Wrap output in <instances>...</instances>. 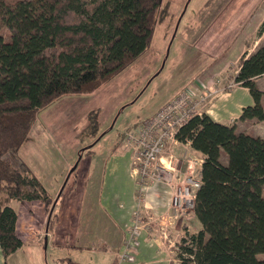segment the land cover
I'll return each instance as SVG.
<instances>
[{
  "label": "trees",
  "instance_id": "16d2710c",
  "mask_svg": "<svg viewBox=\"0 0 264 264\" xmlns=\"http://www.w3.org/2000/svg\"><path fill=\"white\" fill-rule=\"evenodd\" d=\"M162 9L163 0H0V250L6 262L24 247L13 201L43 202L50 233L59 221L56 196L18 156L39 113L62 97L97 93L134 64L151 48ZM262 75L264 44L242 57L234 78L255 101L243 109L241 121L264 120V91L257 84ZM98 116L91 118L94 137L100 131ZM176 138L190 142L203 159L193 212L200 226H182L178 259L264 264V139L206 113L189 119ZM124 140L119 133L111 153ZM91 147L79 157L93 155Z\"/></svg>",
  "mask_w": 264,
  "mask_h": 264
},
{
  "label": "rangeland",
  "instance_id": "374dc122",
  "mask_svg": "<svg viewBox=\"0 0 264 264\" xmlns=\"http://www.w3.org/2000/svg\"><path fill=\"white\" fill-rule=\"evenodd\" d=\"M223 1L163 0V9L160 13L161 21L155 28L151 48L138 61L129 66L109 83L105 84L93 95L65 96L71 99L72 97L75 98L74 96H79L76 99L80 101V105L76 102H71L70 104L73 107H70L71 105L63 103L65 98L62 97L63 99L57 100L50 107L39 113L38 119L26 143L19 151L18 156L30 164L33 171L45 184L49 192L57 198L55 213H59V221L55 229L51 231L56 244L51 241V238L46 241L48 234H46L44 226H34V221H30L23 231L27 232L28 236L26 237L24 233L20 234L24 238H22L24 241L23 249L13 254L7 262L2 257L0 250V264H5V262L6 264H73L71 261L79 264H114L116 257H118L121 263L138 264L141 245L137 244V242L140 243V238L135 241V246L131 250L132 259L130 260L122 259L121 250L112 252L114 250L96 241L98 239L96 232L98 228L88 218L87 204L82 205V203H78L80 190L83 187V183L90 176V171L93 168V158L99 155L111 154V151L116 145L115 143L118 141V126L123 123L128 124L131 114L123 113L117 121L115 128H108L109 124L113 123L116 119V116L114 117L116 110L123 111L126 108L125 105L128 99H131L132 96L130 94L134 89H137L136 92L139 93L140 90L144 89L146 82L149 85L154 79L152 77L160 75L161 68L166 62L168 67H170L168 76L165 79L166 81L164 82L161 76L160 79L158 77L148 88L147 94L144 93L142 98L144 101L147 98L150 99L148 97L149 95L154 97L157 94H151L152 90L157 92L155 90L159 89L160 91L161 87L156 88V84H161L160 86H162L164 82L165 86H168V81L179 74L181 70L180 64L182 65L185 62L184 66L188 65L191 67V63L193 62L196 64L201 62L207 64L210 62V59L212 61V58L214 62L221 61L224 58L226 59L229 52L225 49L226 42H223L222 39L226 37L225 32L230 27L233 15L236 14L237 9L242 5L240 2H237L239 0H228L230 4H225L226 2ZM241 20L240 18L239 21ZM236 24L234 23L233 27H236ZM3 34L7 39L9 38L7 31H3ZM192 47L196 48L194 52ZM234 69L235 67L232 66L227 68V71L222 77L223 80H220L221 82L218 81L220 82V93L230 91L236 85L235 82H231L236 76L233 75ZM201 94L208 95L205 92ZM133 95H136V93ZM200 97L196 96L195 98ZM210 98L211 96L209 94L204 106L209 103ZM141 101L138 103L134 102V107H130L132 108L130 111L138 113L142 110L145 102L143 104L140 103ZM60 104L61 106H59ZM59 107L62 108L60 109V113L57 110ZM96 114L100 115L98 117L103 124L102 126L99 125L101 126L99 133L101 134L104 131L106 134L95 136V139L100 137V140H98L99 143L93 145L95 147V153L82 160L83 163L81 162L79 168H77L79 165L78 159L72 164L71 157L69 158V156L74 152L73 156L76 157L82 150V146H75V144L85 142L88 139L87 136L94 137L91 134V118ZM72 117L74 121L71 120ZM52 118L61 124L60 129L56 128L58 127L57 123L56 126L54 124L55 128L50 125V120L51 122L53 120V123L55 122ZM63 124L66 126L63 127ZM69 126H71L70 130H67ZM247 129L243 125L238 127L239 132L249 133ZM67 150H69L68 155ZM18 156L11 154L12 159L16 161ZM170 156L174 157L173 164L182 175L188 172L190 158L192 162L193 160H197L196 165L198 168L200 167V159L202 158L190 146L180 142L177 144H169L167 151L162 157L164 160H167ZM87 162L89 163L86 164ZM222 162L224 164L228 163V157L225 154L222 155ZM86 165L88 166L84 168ZM75 169L77 174L70 177ZM156 184L162 190H171L173 195L177 190L175 186L168 187L161 183ZM58 199L60 200L58 201ZM15 203L14 207L17 208V203L21 202L15 201ZM17 210L18 214L21 211L24 214L28 209L20 210L17 208ZM170 213L166 211L163 215L169 216ZM188 216L189 218L179 219L178 226L181 228V232L182 226L185 224H188L192 230L200 226L194 214L190 213ZM176 232L175 230H169L170 241L165 240L166 242L162 247L169 255L173 256L172 263L178 264L180 260L177 257L178 250L176 246L179 239L176 238ZM150 235L156 238L157 242L161 243L164 240L162 233L157 229L156 225L152 226ZM88 240H91L93 243L86 247L85 241L88 243ZM124 240L122 241V246ZM49 241L51 242L49 243ZM173 241L174 246L170 247ZM61 244L65 246L59 247L62 246ZM148 247L152 248L150 246ZM60 257H68V259L60 261ZM180 264H182L181 261Z\"/></svg>",
  "mask_w": 264,
  "mask_h": 264
},
{
  "label": "crops",
  "instance_id": "0c3cea01",
  "mask_svg": "<svg viewBox=\"0 0 264 264\" xmlns=\"http://www.w3.org/2000/svg\"><path fill=\"white\" fill-rule=\"evenodd\" d=\"M224 1L226 2L225 4H230L228 0ZM237 2H240L242 6H238L239 9H237L236 14L233 15L230 27L225 32L226 37H223L222 39L223 42H226L225 49L229 52L226 59L224 58L221 61L214 62L212 58V61L210 59V62L207 64L203 62L196 64L193 62L191 63V67L188 65L184 66V62L182 65L180 64L181 70L179 74L168 81V86H165L164 83L168 76L167 74L170 71V67H168L166 62L161 68L162 71L160 75L152 77L154 79L149 85L146 82L144 84V89L140 90L141 92L139 91V93H137V89H134L132 93H136V95H133L130 91V96L132 97L131 99H128L125 105L126 108L123 111L116 110V114L114 115V117L116 116V119L113 123L109 124L108 128H115L117 121L121 118L122 114L129 113L131 115L128 124L126 125V123H123L118 126L119 133H124L127 128L134 126L140 123L144 118L153 115L181 91L188 89L193 92L195 97H200L203 95L201 93L204 92L210 94L211 98L209 103L203 108V112L208 114L215 121H236L237 127L243 125L248 128L247 130L250 134L264 139V120H240L243 109L254 105L255 102L249 89L236 84L230 91L220 93V80H223L222 77L227 71V68L230 66L235 67L233 75H236L238 73L239 63L242 57L246 53H248V55L254 53L262 44H264V32L261 35L259 34V30L264 23V0H239ZM240 18L242 19L241 21H239ZM236 20L238 21L236 22ZM234 23H237L236 27H233ZM192 48L194 52V49L196 48ZM160 76L164 81L162 86H160L161 84H156V88L161 87L160 91L159 89L155 90L157 92L152 90L151 94H157H155L154 97L149 95L148 97H150V99L147 98L144 101V99H142L144 93L147 94L148 88L157 80L158 77L160 79ZM231 82H235L234 79H232ZM257 84L260 89L264 91V75L257 78ZM74 97L75 98L72 97V99L64 97L65 100H63V103L71 105L70 107H73L72 104H70L71 102L79 104L80 101L76 99L79 96ZM139 101H141L140 103L145 102L142 110L139 111L140 113L131 112L130 109H132L134 104ZM133 102L135 103L133 104ZM262 102L264 105V96ZM59 106H61V104ZM60 109L62 108L59 107L57 109L59 113L61 112ZM71 120L74 121L73 117ZM104 121L106 122V120ZM49 123H51L50 125L52 127L54 124L56 126L57 123L58 127L56 128H61V124L56 120L54 123L53 120L52 122L50 120ZM70 124L72 123L70 122ZM100 125H103L101 120ZM64 126L66 125L63 124V127ZM70 127L71 126H69L67 130H70ZM105 133L106 132L103 131L98 135L102 136ZM87 138L88 139H86L85 142L77 143L75 146H82L81 149H83L98 144V140H100V137L99 139H95V137L93 139H89L90 137L87 136ZM94 148V146L91 147L93 150ZM68 154L69 150H67V155ZM73 155L74 152L71 156H69V158H72H70L72 164H74L78 159L77 161L79 165L77 168H79L81 162L83 163L82 160H84L87 156H90L85 154L79 157V153L76 157ZM88 163L89 162L86 164ZM92 163L93 168L90 171V176L86 182L83 183L78 203H82V205H85L86 203L88 206V218H90L94 226L98 228V231H96L98 239L96 241L114 250L112 252H117L121 249L122 241L127 235V230L131 225L134 213L140 206L151 216H160L166 211L170 213L173 193L171 190L165 191L163 189V191L161 187L157 186V184L149 186L147 191L142 195L143 199L139 201V196H137L139 192L137 183L138 180L135 172L133 171L131 151L125 146L124 142L121 143L120 148L115 153L95 156ZM87 166L88 165L84 166V168ZM76 169L71 173L70 177L77 174ZM59 200L60 199H58V201ZM15 204V201H13L12 205L15 206ZM16 206L20 210L28 209L24 214L21 213L22 211L19 212L17 225L19 235L24 233L27 237L28 233L23 232L24 228L30 221H34V226L42 225L45 227L48 239L51 238V241L56 244L53 234L47 230L49 215L43 202L23 201L21 203H17ZM21 238H23V236ZM139 238L141 252L139 254L140 258L138 257V264H177L172 263L173 256L169 255V253H167L162 247L166 242L165 240L168 239H164L161 243L157 242L156 238L150 235V232L145 230L141 232ZM51 241H49V243ZM92 243L93 242H91V240H88V243L85 241V246L87 247ZM64 246L65 245L63 244L59 247ZM148 246L152 248H149ZM172 246H174V241L171 243L170 247ZM174 262H176V260H174ZM118 264L126 263H121L119 261ZM178 264H180V261Z\"/></svg>",
  "mask_w": 264,
  "mask_h": 264
},
{
  "label": "built area",
  "instance_id": "2783aa9c",
  "mask_svg": "<svg viewBox=\"0 0 264 264\" xmlns=\"http://www.w3.org/2000/svg\"><path fill=\"white\" fill-rule=\"evenodd\" d=\"M208 95L195 98L192 91L183 90L156 113L144 118L139 125L130 126L124 131V144L132 151L133 169L137 176L139 192L144 194L151 184L156 183L168 187L175 186L177 190L173 195L172 211L169 216H151L141 206L135 211L127 230V238L125 237L126 240L120 249L123 260L132 259L131 250L143 230L150 232L152 226L156 225L164 239L170 240L169 230L177 231L176 238L180 239L182 232L178 226L179 219L189 218L188 214H193L196 192L202 184L203 159H200L201 164L198 168L197 160H193V163L190 158L188 172L182 175L173 164V156L167 160L162 156L169 144L179 143L176 138L179 129L193 116L204 113L203 108ZM186 144L192 149L190 142Z\"/></svg>",
  "mask_w": 264,
  "mask_h": 264
},
{
  "label": "water",
  "instance_id": "95a60500",
  "mask_svg": "<svg viewBox=\"0 0 264 264\" xmlns=\"http://www.w3.org/2000/svg\"><path fill=\"white\" fill-rule=\"evenodd\" d=\"M48 240V237H46V241Z\"/></svg>",
  "mask_w": 264,
  "mask_h": 264
}]
</instances>
